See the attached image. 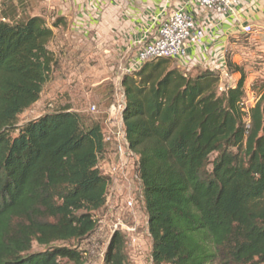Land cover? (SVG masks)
I'll return each mask as SVG.
<instances>
[{
	"label": "trees",
	"instance_id": "trees-1",
	"mask_svg": "<svg viewBox=\"0 0 264 264\" xmlns=\"http://www.w3.org/2000/svg\"><path fill=\"white\" fill-rule=\"evenodd\" d=\"M63 23L0 9V264H80L77 247L53 243L92 233L106 201L99 164L113 142L102 120L64 105L18 124L62 66L48 44ZM169 60L120 79L152 264H264V93L244 110L243 75L218 93L216 71L192 76L199 64L180 71ZM102 264H125L120 231Z\"/></svg>",
	"mask_w": 264,
	"mask_h": 264
},
{
	"label": "rangeland",
	"instance_id": "rangeland-1",
	"mask_svg": "<svg viewBox=\"0 0 264 264\" xmlns=\"http://www.w3.org/2000/svg\"><path fill=\"white\" fill-rule=\"evenodd\" d=\"M59 5L58 0H0L1 10L13 9L22 18L42 15L48 25L59 17ZM69 8L72 12L71 4ZM61 28L58 29L63 32H55L48 48L55 53L62 66L53 71L52 78L43 87L40 99L17 116L18 124L54 108L70 105L82 114L87 124L102 120L103 130L110 132L115 116L108 114L107 107L118 96L122 73L120 68L125 65L117 63L112 54L104 52L103 45L97 47L95 42L86 41L71 31L70 26L61 25ZM256 29L249 34L230 35L215 57L191 67L189 72L194 76L206 68L216 71L219 76L216 85L218 93L233 86L243 75L244 110L264 93V33ZM225 61H229L232 66H227ZM167 68L184 70L174 60H169ZM106 146L107 151L99 167L111 180L104 206L93 213L97 220L95 230L83 240L57 241L53 244L77 247L83 258L80 264H102L111 236L118 230L124 239L125 264H152V241L135 172V156L130 150L119 156L114 143ZM43 248L37 242H32V251ZM59 263L76 264L65 258L59 259Z\"/></svg>",
	"mask_w": 264,
	"mask_h": 264
},
{
	"label": "crops",
	"instance_id": "crops-1",
	"mask_svg": "<svg viewBox=\"0 0 264 264\" xmlns=\"http://www.w3.org/2000/svg\"><path fill=\"white\" fill-rule=\"evenodd\" d=\"M58 1L60 3L58 15L63 17L64 22L62 26H70L71 31L86 41L95 42L97 47L103 45L104 52L112 54L117 63L125 66L136 55V47L132 42L141 31L142 21L160 11L167 15L182 2V0ZM70 4L73 8L72 12H70ZM198 18L204 21L207 17L199 14ZM244 24H250L254 31L257 28L256 31L264 33V0H241L235 17L220 23L214 20L208 24L205 45L207 62L215 57L219 50L221 51L230 35L242 33L241 26ZM58 28H52L53 34L58 30L63 32L62 28ZM121 76L122 73L120 79Z\"/></svg>",
	"mask_w": 264,
	"mask_h": 264
},
{
	"label": "built area",
	"instance_id": "built-area-1",
	"mask_svg": "<svg viewBox=\"0 0 264 264\" xmlns=\"http://www.w3.org/2000/svg\"><path fill=\"white\" fill-rule=\"evenodd\" d=\"M239 4L241 0H182L167 15L160 11L148 17L142 21L141 31L132 42L136 55L128 65L120 68L122 74L138 68L146 60L159 57L170 58L182 68L202 64L208 55L205 52L208 24L235 17ZM199 14H204L206 20H200ZM252 31L250 24L241 26L244 34ZM124 105L125 95L120 84L118 96L107 107L108 114L115 116V123L106 138L114 143L119 156L130 150L121 116Z\"/></svg>",
	"mask_w": 264,
	"mask_h": 264
}]
</instances>
